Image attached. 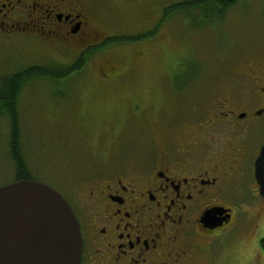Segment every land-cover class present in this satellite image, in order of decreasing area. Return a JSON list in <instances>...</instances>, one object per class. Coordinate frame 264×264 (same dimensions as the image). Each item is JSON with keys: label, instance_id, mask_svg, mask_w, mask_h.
<instances>
[{"label": "flooded vegetation", "instance_id": "obj_1", "mask_svg": "<svg viewBox=\"0 0 264 264\" xmlns=\"http://www.w3.org/2000/svg\"><path fill=\"white\" fill-rule=\"evenodd\" d=\"M105 1L0 0V54L56 55L71 62L59 59L54 66L71 68L85 56L90 62L109 53L106 44L117 35ZM147 16L157 38L162 8ZM34 67L0 75V90L12 82L19 87L16 77ZM119 68L102 63L97 72L112 84L122 76ZM240 68L242 83L218 84L199 101L191 83L175 79L176 112L149 128L132 154L120 159L115 152L108 170L92 177L66 178L63 191L48 183L79 222L80 264H225L227 245L242 223L238 205L247 200L260 201L252 222L259 229L264 197L256 161L264 146V71L250 63ZM181 98L188 105L177 102ZM15 104V97L12 106L1 101L0 119L11 123V112L22 109ZM150 111H144L147 126Z\"/></svg>", "mask_w": 264, "mask_h": 264}, {"label": "rangeland", "instance_id": "obj_2", "mask_svg": "<svg viewBox=\"0 0 264 264\" xmlns=\"http://www.w3.org/2000/svg\"><path fill=\"white\" fill-rule=\"evenodd\" d=\"M140 2L141 7L135 0L103 3L115 37L127 38L111 43L109 53L93 58L71 77L34 79L22 89L18 99L22 151L35 181L63 191L66 178L92 177L108 170L105 164L115 152L120 159L132 154L149 128L157 129L156 123L166 113L176 112L171 90L175 79L191 83L199 101L205 90L218 84L242 83L238 70L246 63L264 71V0H237L226 11L211 4L180 6L201 0ZM158 8L164 23L155 38L147 15ZM22 52L0 54V75L31 65L54 66L59 59L64 61L61 64L71 62L56 55ZM102 63L119 65L122 76L105 84L97 72ZM177 102L189 103L185 98ZM148 109L149 126L144 117ZM10 126L9 120L0 119V187L16 178ZM259 204V200L239 203L242 223L227 245L225 264H264L260 247L264 214L259 213L257 231L252 223Z\"/></svg>", "mask_w": 264, "mask_h": 264}, {"label": "water", "instance_id": "obj_3", "mask_svg": "<svg viewBox=\"0 0 264 264\" xmlns=\"http://www.w3.org/2000/svg\"><path fill=\"white\" fill-rule=\"evenodd\" d=\"M256 179L264 197V146ZM81 259L79 222L56 189L35 180L0 187V264H80Z\"/></svg>", "mask_w": 264, "mask_h": 264}, {"label": "trees", "instance_id": "obj_4", "mask_svg": "<svg viewBox=\"0 0 264 264\" xmlns=\"http://www.w3.org/2000/svg\"><path fill=\"white\" fill-rule=\"evenodd\" d=\"M204 2V3H203ZM237 0H201V2L196 3H184L181 4V8H194L197 6H203L211 4L214 7L219 8L220 10H228L232 7ZM127 39V38H125ZM124 38H112L106 44V47H110L111 43L121 42L125 40ZM88 56L83 57L77 62L73 67H58L50 66V67H34L29 69L28 71L21 72L19 74L20 84L19 87L15 86L12 83L7 84L2 90H0V102L3 101L5 107L12 106L8 105L10 102L11 104L14 101V97L16 100V104L19 99V95L22 89L34 79H51V80H63L64 78L71 77L74 73H77L85 68L88 63ZM17 98V99H16ZM10 101V102H9ZM15 104V105H16ZM12 108V107H10ZM16 108V107H15ZM11 144H10V151L12 155V159L16 164V178L14 182L20 180H34V174L30 171L27 166V162L24 158L22 148L19 146V142L21 139V131H20V123H19V112L17 109L11 112ZM260 247L262 251H264V238L260 241Z\"/></svg>", "mask_w": 264, "mask_h": 264}]
</instances>
